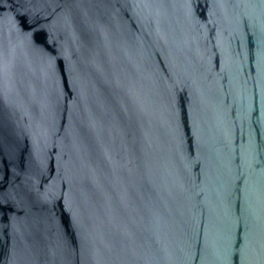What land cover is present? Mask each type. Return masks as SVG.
Segmentation results:
<instances>
[{
  "label": "water",
  "instance_id": "95a60500",
  "mask_svg": "<svg viewBox=\"0 0 264 264\" xmlns=\"http://www.w3.org/2000/svg\"><path fill=\"white\" fill-rule=\"evenodd\" d=\"M0 264H264V0H0Z\"/></svg>",
  "mask_w": 264,
  "mask_h": 264
}]
</instances>
